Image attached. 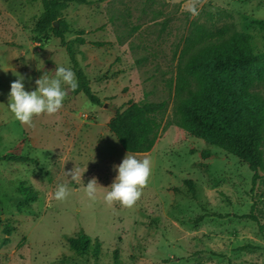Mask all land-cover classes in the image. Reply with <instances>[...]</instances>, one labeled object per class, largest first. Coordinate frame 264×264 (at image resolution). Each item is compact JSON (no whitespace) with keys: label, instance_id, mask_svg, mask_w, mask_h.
Listing matches in <instances>:
<instances>
[{"label":"rangeland","instance_id":"1","mask_svg":"<svg viewBox=\"0 0 264 264\" xmlns=\"http://www.w3.org/2000/svg\"><path fill=\"white\" fill-rule=\"evenodd\" d=\"M187 3H69L59 16L65 38L79 32L85 38L73 48L102 105L62 84L60 109L34 115L29 126L7 108L10 82L18 73L33 90L40 75L73 67L50 30H33L41 0H0V155L28 158L0 160V264H264V168L253 183L247 162L175 124L160 131L152 150L128 152L106 124L129 99H166L165 119L171 118L177 57L196 24L211 30L231 24L264 60V22L253 21H264V0H196L195 16ZM125 154L151 160L139 198L131 206L108 203L98 186L89 200L84 183L95 177L108 186ZM71 169L81 179L65 174ZM58 183L69 189L64 200L53 196ZM252 205L259 222L242 217ZM81 233L91 239L83 254L67 242Z\"/></svg>","mask_w":264,"mask_h":264},{"label":"trees","instance_id":"2","mask_svg":"<svg viewBox=\"0 0 264 264\" xmlns=\"http://www.w3.org/2000/svg\"><path fill=\"white\" fill-rule=\"evenodd\" d=\"M87 3L88 0H41L42 11L33 30L43 34L50 30L64 47L77 80L75 92H83L92 102L102 105L92 90L84 70L78 65L73 43L83 44L79 32L73 39H66L65 24L59 16L69 3ZM57 21V25L54 21ZM254 22L262 24L261 19ZM248 35L224 24L216 30L196 24L184 39L176 65L172 116L165 119L168 102H137L129 99L107 121V127L116 136L121 147L128 152H148L155 145L160 131L167 125L187 130L205 142L247 162L253 171L252 182L264 168V60L253 55ZM94 44H102L94 42ZM25 161L26 156L0 155V160ZM184 182L193 194L192 180ZM179 190V187H175ZM23 190H26L25 188ZM26 198H32L31 193ZM242 217L255 219L253 205ZM203 214L196 217L201 220ZM261 227V226H260ZM68 246L75 252L86 253L91 239L81 233L67 238ZM99 251V242L93 254Z\"/></svg>","mask_w":264,"mask_h":264},{"label":"clouds","instance_id":"3","mask_svg":"<svg viewBox=\"0 0 264 264\" xmlns=\"http://www.w3.org/2000/svg\"><path fill=\"white\" fill-rule=\"evenodd\" d=\"M186 10L193 16L198 14L196 0H188ZM24 76L16 74V79L10 82L7 94V108L14 118L22 124L31 126L34 115L41 113L52 114L57 112L62 105L65 91L62 84H66L70 89L77 88L75 73L70 67L58 65L55 68V75L49 77L40 75L35 81L33 90H26L24 87ZM151 160L149 157L137 159L133 155H124L119 164H114L115 176L108 186L98 184L95 177L84 183V192L89 200H95L98 186L104 187L103 193L105 202L112 203L118 201L124 206H131L141 195V187L151 171ZM70 178L75 179L81 174L73 169L66 173ZM69 195V189L65 183H58L53 196L57 200H64Z\"/></svg>","mask_w":264,"mask_h":264},{"label":"water","instance_id":"4","mask_svg":"<svg viewBox=\"0 0 264 264\" xmlns=\"http://www.w3.org/2000/svg\"><path fill=\"white\" fill-rule=\"evenodd\" d=\"M54 24L57 25V21L56 20L54 21Z\"/></svg>","mask_w":264,"mask_h":264},{"label":"crops","instance_id":"5","mask_svg":"<svg viewBox=\"0 0 264 264\" xmlns=\"http://www.w3.org/2000/svg\"><path fill=\"white\" fill-rule=\"evenodd\" d=\"M154 147V146H153ZM152 150V149H151Z\"/></svg>","mask_w":264,"mask_h":264}]
</instances>
